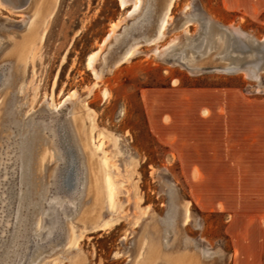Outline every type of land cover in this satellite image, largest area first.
<instances>
[{
	"label": "rangeland",
	"instance_id": "374dc122",
	"mask_svg": "<svg viewBox=\"0 0 264 264\" xmlns=\"http://www.w3.org/2000/svg\"><path fill=\"white\" fill-rule=\"evenodd\" d=\"M23 1L0 0V264H232L206 158L264 145V69L209 68L231 61L223 27L264 39V0H175L152 42L165 0ZM214 29L223 49L191 71ZM25 33L38 37L21 59ZM40 138L52 145L34 170Z\"/></svg>",
	"mask_w": 264,
	"mask_h": 264
},
{
	"label": "crops",
	"instance_id": "0c3cea01",
	"mask_svg": "<svg viewBox=\"0 0 264 264\" xmlns=\"http://www.w3.org/2000/svg\"><path fill=\"white\" fill-rule=\"evenodd\" d=\"M205 170L207 184L220 187L232 264H264V145L212 147Z\"/></svg>",
	"mask_w": 264,
	"mask_h": 264
},
{
	"label": "bare ground",
	"instance_id": "6f19581e",
	"mask_svg": "<svg viewBox=\"0 0 264 264\" xmlns=\"http://www.w3.org/2000/svg\"><path fill=\"white\" fill-rule=\"evenodd\" d=\"M141 1L142 0H136L135 6H134V8L131 11H136L141 5ZM174 2H175V0H165L163 2V5L160 6V9H159L160 10V19H159V23L157 25L156 31H155L154 35H151V37H149L147 39L146 38L144 39L146 42H152L155 39L160 38L162 36V34H165V33H163V30L165 29L167 24H169V19L172 16L171 15V10L173 8ZM121 4H122V7H125L126 0H121ZM187 20L190 21V19H188V18H187ZM187 20L185 21L186 22L185 25L187 24ZM214 25H215V23H214ZM222 29L227 34L228 45L224 49L222 48L223 45H224V42H225L224 34L222 32H217V30L214 29L215 31L213 32V34L210 33L211 38L209 40V43H207V44L205 43L206 47L209 44V47H208L209 50L206 49L207 53L205 55L210 54L211 52H214V54L216 55V52H219V51H221L223 49L222 56L224 57V60L226 58V59H228V61H229V59L231 61H230L229 64L213 65L209 69H217V70H221V71H225V72H244L247 76H249L251 78L259 79L260 78V74H261V70L264 69V39H256L255 37L251 36L250 34H248L246 32H243V31L238 30V29H233V28H230V27H223ZM25 34H27V33H25ZM208 36H209V33H208ZM35 37H38V35L37 36H33L31 34H27V35L23 36L22 40L17 44V52L20 54L19 56L21 57V59L24 58L27 55V53L29 51V48L32 46V44L36 40ZM174 41H176V40H174ZM137 42H138V40H136V41L132 42L131 44H129V46L126 48V50L124 52H122L120 54V56L115 60V64L116 65L121 63V62H123L125 59H127L134 52L135 45H136ZM178 43L179 42H174V43L166 46L165 48H163V49H161V50H159L157 52L155 51V52L158 55H160V56L168 55V54H170L169 52L172 51V49L178 45ZM206 50H205V47H204V51H206ZM173 51H175V49ZM95 53H96V51H95ZM193 53H194V51H193ZM183 56H184V54H183ZM186 56H184V57H186ZM188 56H191V58H192L191 59L192 60L191 63L187 62L189 67H190V69H191V71L200 72V71H202V70H204L206 68V66H202V64L198 62L199 58L198 59H194L193 58V54L192 53H191V55L188 54ZM194 56L198 57V55H196V54H194ZM248 57H250L251 59L247 60ZM183 59H181V60H183ZM189 59H188V61H189ZM93 60H94V56L91 55V57L89 59V63L93 64L92 63ZM186 60H187V58H186ZM258 61H261V64L257 63ZM90 66H94V65H90ZM15 73L17 75V71L16 70H15ZM68 101H70V100H68ZM47 145H50L49 146V148H50L52 143L49 142L45 138H40V139H38V146L42 147L41 148L43 150L42 152L39 153L38 148H37V150L34 153H33L32 150H30V148L27 149V151H26L27 154H29V155L31 154L32 156L35 157V161L36 162H35V165H34V170L37 169L38 158H39V160H44L46 158V155L49 153V151L47 150ZM73 158H74V156H72V158L71 157L69 158L68 165L66 166V172L68 173L67 177L69 178V182L66 183V189L68 191L72 192V193L75 192V190H77V186H78V184H76V181H74L77 173L75 172L76 169L73 168V165H74ZM109 167H110V165H109ZM108 172H110V171H108ZM29 189H30L32 195L36 191L35 189H33V187H31V185H30ZM106 191H107V189H106ZM109 197H110L109 200L113 201L114 200V193L111 192ZM107 198H108V196H107ZM172 199H174V198H172ZM116 203H117V201H116ZM187 206L185 208V213H184L185 219H188L189 217H191V215H190L191 212H190V210L188 209ZM114 221H113V223H114ZM42 224H43V221H42V218H40L39 223H38L39 227L42 226ZM103 226H106V225H103ZM154 238H157V236H155ZM141 249H142V247H141ZM150 251H149V253H150ZM140 252H139V254H140Z\"/></svg>",
	"mask_w": 264,
	"mask_h": 264
},
{
	"label": "water",
	"instance_id": "95a60500",
	"mask_svg": "<svg viewBox=\"0 0 264 264\" xmlns=\"http://www.w3.org/2000/svg\"><path fill=\"white\" fill-rule=\"evenodd\" d=\"M25 1V0H24ZM23 1V2H24ZM214 52H211L210 54H207V55H204V56H199L198 55V58H199V63H200V61L201 60H203L205 57H207V56H209V55H211V54H213ZM217 60H219L218 58H216ZM220 61V60H219ZM221 63L223 64V63H225V62H223V61H221ZM205 66H207V67H209V65H205ZM210 66H212V65H210ZM68 137H69V140L72 142L71 144H72V151H74V154L77 156V158H78V149H77V147L75 146V144L73 143V139H72V137L67 133V131L66 132H64ZM63 133V134H64ZM80 179H81V176H80ZM81 182H82V179H81ZM82 184V183H81ZM80 184V185H81ZM79 185V186H80ZM61 234V232H59L57 235H60Z\"/></svg>",
	"mask_w": 264,
	"mask_h": 264
}]
</instances>
